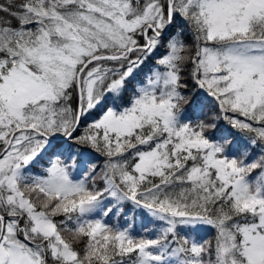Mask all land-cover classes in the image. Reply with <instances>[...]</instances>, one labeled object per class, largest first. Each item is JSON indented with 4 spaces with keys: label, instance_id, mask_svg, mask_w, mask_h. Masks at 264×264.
I'll use <instances>...</instances> for the list:
<instances>
[{
    "label": "snow or ice",
    "instance_id": "6c2138e0",
    "mask_svg": "<svg viewBox=\"0 0 264 264\" xmlns=\"http://www.w3.org/2000/svg\"><path fill=\"white\" fill-rule=\"evenodd\" d=\"M0 264H264V0H0Z\"/></svg>",
    "mask_w": 264,
    "mask_h": 264
}]
</instances>
